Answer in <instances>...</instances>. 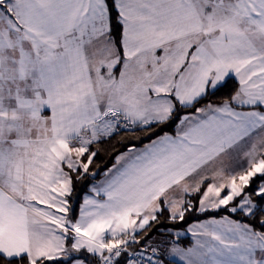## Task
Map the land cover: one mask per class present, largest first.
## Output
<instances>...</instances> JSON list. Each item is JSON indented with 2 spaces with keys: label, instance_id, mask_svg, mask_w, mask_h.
<instances>
[{
  "label": "snow or ice",
  "instance_id": "6c2138e0",
  "mask_svg": "<svg viewBox=\"0 0 264 264\" xmlns=\"http://www.w3.org/2000/svg\"><path fill=\"white\" fill-rule=\"evenodd\" d=\"M175 260L264 264V0H0V264Z\"/></svg>",
  "mask_w": 264,
  "mask_h": 264
},
{
  "label": "trees",
  "instance_id": "16d2710c",
  "mask_svg": "<svg viewBox=\"0 0 264 264\" xmlns=\"http://www.w3.org/2000/svg\"><path fill=\"white\" fill-rule=\"evenodd\" d=\"M236 86H237V82L233 78L229 80L228 86L226 88L222 89L219 93H217L216 96L209 97L208 99L211 100L213 103H219L221 98L223 96L228 95ZM168 130L171 131L172 129H168ZM137 135H140L143 137L141 141H135L138 146H140L144 142H147L148 138L144 134L138 133ZM133 139L134 137H132L131 134H126V133L121 132L120 135L114 136L111 140H109L108 142L104 143L101 146V151L98 153V156L95 158L94 165H93V170L95 171L98 169V172H99V174L97 175V178L102 175L105 168L111 166L117 154L125 151V145L123 141L133 140ZM91 182L92 181L90 179H85V180L78 182L75 186L76 191L74 194V201H75L74 207L76 208L77 213L79 210V205L81 203L82 196L88 190V185ZM222 214L224 213L220 212L218 214L203 215L195 211L189 212L186 214L184 222L182 223L178 222V229L186 226L188 223H190L191 221L195 219H200V218L209 217V216H217V215H222ZM162 221L165 225L169 223L165 218H162Z\"/></svg>",
  "mask_w": 264,
  "mask_h": 264
},
{
  "label": "crops",
  "instance_id": "0c3cea01",
  "mask_svg": "<svg viewBox=\"0 0 264 264\" xmlns=\"http://www.w3.org/2000/svg\"><path fill=\"white\" fill-rule=\"evenodd\" d=\"M236 82H237V81H236ZM101 178H102V175H101L100 177L96 178V179H97V181H99ZM91 183H93V181H92ZM91 183H90V184H91ZM90 184H89V185H90ZM88 192H89V188H88V190H87L83 195L88 194ZM82 198H83V196H82ZM81 203H82V199H81ZM81 203H80V204H81ZM78 211H79V210H78ZM77 214H78V213H77ZM223 215H224V214H222V215H217V216L204 217V218H200V219H195V220L191 221L190 223H188L186 226H184V227L178 229V230H180V231L186 233V234L184 235L183 239H182V246L187 247V246H191V245H193V244L195 243V237H193V236L191 235V233L186 232V230H187L190 226H192V225H194V224H197V223H203L204 221H206V220H208V219H211V218L219 219V218H221ZM169 259L171 260L172 258L169 257ZM173 264H179V261H178V260H175V261H173Z\"/></svg>",
  "mask_w": 264,
  "mask_h": 264
}]
</instances>
